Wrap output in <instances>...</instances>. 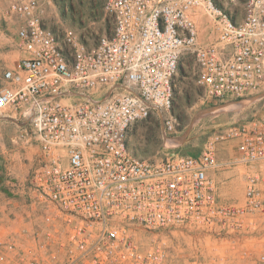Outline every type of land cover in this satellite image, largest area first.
I'll use <instances>...</instances> for the list:
<instances>
[{
    "label": "built area",
    "instance_id": "1",
    "mask_svg": "<svg viewBox=\"0 0 264 264\" xmlns=\"http://www.w3.org/2000/svg\"><path fill=\"white\" fill-rule=\"evenodd\" d=\"M11 10L26 54L3 71L0 113L28 126L37 150L0 264H168L175 229L212 239L190 264H264V115L215 128L199 154L150 161L128 145L131 125L154 112L176 138L170 109L186 54L212 100L264 92V0H245L239 20L217 0H106L109 30L89 46L72 31L61 39L38 0ZM221 145L235 154L220 159ZM232 177L241 201L221 197Z\"/></svg>",
    "mask_w": 264,
    "mask_h": 264
},
{
    "label": "rangeland",
    "instance_id": "2",
    "mask_svg": "<svg viewBox=\"0 0 264 264\" xmlns=\"http://www.w3.org/2000/svg\"><path fill=\"white\" fill-rule=\"evenodd\" d=\"M14 1L17 0H0V87L3 84L4 69L13 66L20 54V48L17 46L18 17L11 10ZM38 1L46 25L56 31L61 39L66 32L72 31L78 39L89 46L109 30V21L104 12L106 0ZM244 2L245 0H217L218 5L237 20L243 16ZM205 18L206 16L202 15L198 17V21L203 24L202 40L209 42L214 30L209 20ZM230 105L235 107L222 109ZM170 112L177 122L176 138L166 139L164 135V119L167 113L154 112L146 119L131 125L128 145L132 153L150 161L161 160L174 153L199 154L215 128L235 120L263 116L264 92L236 100H212L205 95L204 89L197 83L193 56L186 54L180 61L174 79ZM0 123L4 124L5 153L10 157L13 152H17L18 172H20L12 173L6 164L0 167V201L3 198L18 200L23 212L24 208L27 209V183L37 143L28 126L15 118L11 112L0 113ZM167 144L176 146L171 147ZM229 154H235V149L233 150L230 145H221L219 158L223 159ZM220 194L223 200L241 201L242 179L232 177L227 178L224 183L221 182ZM12 205V202L6 205L8 218L14 215L11 212ZM165 240L169 250L168 264H190L196 257H204L213 244L212 239L203 232L190 229L168 231ZM226 264H240V262L234 255Z\"/></svg>",
    "mask_w": 264,
    "mask_h": 264
},
{
    "label": "crops",
    "instance_id": "3",
    "mask_svg": "<svg viewBox=\"0 0 264 264\" xmlns=\"http://www.w3.org/2000/svg\"><path fill=\"white\" fill-rule=\"evenodd\" d=\"M17 46H18V40H17ZM18 48H20V47L18 46ZM25 54H26V52L23 51L22 49H20V54H19L17 60L14 61L13 66L17 63V61H19L20 57H22ZM7 68H9V67H7ZM7 68H5V69H7ZM2 79H3V84H2V86H3L5 83L4 78H3V74H2ZM3 127H4V124L0 123V167H2L3 164H6L7 167L9 169H11L12 173L17 174V173H20V172H18V167H19L18 155H17V152L16 153L13 152V154L9 157L8 153L7 154L5 153V147H4L5 136L3 134ZM226 175H229V174H226ZM10 199L3 198L0 201V238L8 237L16 228L14 220L11 217L8 218L6 215V209H7L6 205L9 204L10 202H12V204H13L12 208H11L12 213H14L15 209L17 208L16 207V201L13 200L12 198H10Z\"/></svg>",
    "mask_w": 264,
    "mask_h": 264
},
{
    "label": "bare ground",
    "instance_id": "4",
    "mask_svg": "<svg viewBox=\"0 0 264 264\" xmlns=\"http://www.w3.org/2000/svg\"><path fill=\"white\" fill-rule=\"evenodd\" d=\"M256 100V99H255ZM238 104V103H237ZM236 106H238V105H236ZM229 107H235L234 105L232 106V105H230V106H225V107H223L222 109H228ZM171 141H173V140H171ZM174 143H176V142H174ZM177 144V143H176Z\"/></svg>",
    "mask_w": 264,
    "mask_h": 264
}]
</instances>
